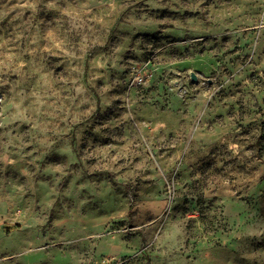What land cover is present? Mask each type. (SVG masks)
I'll return each mask as SVG.
<instances>
[{
    "label": "rangeland",
    "instance_id": "1",
    "mask_svg": "<svg viewBox=\"0 0 264 264\" xmlns=\"http://www.w3.org/2000/svg\"><path fill=\"white\" fill-rule=\"evenodd\" d=\"M0 264H264V0H0Z\"/></svg>",
    "mask_w": 264,
    "mask_h": 264
},
{
    "label": "built area",
    "instance_id": "2",
    "mask_svg": "<svg viewBox=\"0 0 264 264\" xmlns=\"http://www.w3.org/2000/svg\"><path fill=\"white\" fill-rule=\"evenodd\" d=\"M142 81H143V76H141V74H135L132 77L131 84L136 86L137 84H140Z\"/></svg>",
    "mask_w": 264,
    "mask_h": 264
},
{
    "label": "water",
    "instance_id": "3",
    "mask_svg": "<svg viewBox=\"0 0 264 264\" xmlns=\"http://www.w3.org/2000/svg\"><path fill=\"white\" fill-rule=\"evenodd\" d=\"M191 80H192L193 82H196V76H195L194 74H191Z\"/></svg>",
    "mask_w": 264,
    "mask_h": 264
}]
</instances>
